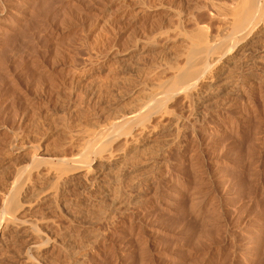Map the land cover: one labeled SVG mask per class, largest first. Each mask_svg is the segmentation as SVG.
I'll use <instances>...</instances> for the list:
<instances>
[{
	"label": "rangeland",
	"instance_id": "1",
	"mask_svg": "<svg viewBox=\"0 0 264 264\" xmlns=\"http://www.w3.org/2000/svg\"><path fill=\"white\" fill-rule=\"evenodd\" d=\"M204 3L0 0V203L12 193L14 207L21 206L17 217L36 219L39 233L50 237V254L40 264H264V68L254 81L246 78L256 57L248 41L238 48V67L213 70L230 69L240 84L237 99H216L207 82L191 99L175 97L169 106L182 115L181 134L173 144L160 140L162 150L151 160L142 157L141 165L118 173L116 202L103 200L97 188L73 182L59 187L33 171L32 155L72 156L83 132L107 123L166 79L185 47L174 30L206 23L215 34L218 23L200 12ZM166 35L175 38L166 41ZM39 187L58 189L55 205L32 199ZM2 232L0 251L15 261L25 242L15 251Z\"/></svg>",
	"mask_w": 264,
	"mask_h": 264
},
{
	"label": "bare ground",
	"instance_id": "2",
	"mask_svg": "<svg viewBox=\"0 0 264 264\" xmlns=\"http://www.w3.org/2000/svg\"><path fill=\"white\" fill-rule=\"evenodd\" d=\"M193 2H195V1H193ZM188 5H190V4H188ZM191 5H192V3H191ZM197 6L198 5L196 4V7ZM199 6H200V12L202 10L205 11L206 15H208L209 18L212 19V22L216 21L218 23V28H217V26L216 27L213 26V27H215V29L217 28V31L215 30L216 33L214 32L215 34L209 33L208 28L205 27V25H204L206 23L202 22L203 20L202 21L200 20V22L203 23L202 24L203 26H201L199 24L200 26L199 25L194 26L196 28L192 27L191 28L192 30H188V31L181 30V29L174 30L175 31L174 36L175 37L177 36L176 38H178L180 40L181 44L183 43V45H185V47H182V49L184 48L183 49L184 51L182 50L183 52L180 50V52H182V53L179 57H177V58H180L179 61L177 60L176 63H174L173 65H170L169 67L165 66V67H168L167 70H169V76L167 75L168 77L166 79H164L161 82L155 83V85L152 84L153 87L150 88L149 90L147 89L144 92L145 94L144 93L142 94L143 97L140 96L141 99L139 101L136 99L137 103H135L134 105H131L129 108L127 107L128 108L127 110L119 112L117 114L114 113L116 115H114V117H110L112 119L110 121H108L107 123L100 125V126H97V127H95L93 124V126L95 127L93 130L83 132L79 136L80 139L78 138L80 142L78 143V146L75 145L77 147L76 148L77 150L75 149L76 150L75 154H73L72 156H70V157L69 156H67V157L66 156H58L59 155L58 154V155H56L58 157H52L50 159H44V158H40L37 156L34 157L32 155L31 158L37 162V166L35 167V169L33 171L38 173L40 176H49V177L51 176L52 179H54L55 184L59 185V187L66 185V184H69V183L71 184L73 182L76 184L74 186H76L77 188L80 187L81 185L85 186L89 189L90 188H97L101 191V194L103 195V198H104V199L102 198L103 200H106V198H107V199H109V201L111 203H114V201L117 200L116 196L118 195L116 193V188H118L116 186V179L118 178V173H121V172L128 173L132 169H135V167H137L138 165H141L140 159L142 157L145 158V156H146L147 157L146 159H148V158H150L151 155L156 154L155 152H158V149L162 150L161 145L159 143L160 140L161 141L165 140V142L167 140H169L172 143L174 141L173 139H175V138L177 139V136L179 134H181L180 132L182 131V128L180 127V124L183 120L181 117L182 115L181 116L178 114L176 115L174 113V111L171 110V108L169 106V103H171V101L175 97L181 96L182 99H186V98L188 99L189 96H191L194 93V91L197 90V87L199 86V84L201 82H204V83L207 82L210 84V86L209 85L208 86H209V88L212 89V92H215L217 94L216 99L219 100V98H221V100H224V101L229 100V102H230L234 98L233 96H235V94H237L239 92V90H238V84L239 83H237V79L234 78L233 75L229 74V72H230V71H228L229 68L226 69L227 68L226 66L228 65V66H231V68H232V66L234 64H236V63L238 64V62H240V60H242V57L240 59L241 55L239 56V54H238V51H239L238 48H240L239 46L241 44L245 43L246 41H248L247 42L248 44L251 43L254 45L253 46L254 48L252 50H254L256 52V57L253 58L251 61H249V62H252V64L254 63L255 67L252 64H250V66L252 65V67H254V69H251V70L249 69V71L246 72V74H245V76H247L246 78H250V79L252 77L254 78L255 75H257V76L259 75V73H258L259 71L263 72L264 69L261 70V68H264V0H205V3L202 6L201 5H199ZM191 14H193V13H191ZM202 15H205V14L202 13ZM208 16H206V18ZM190 17H193V15L192 16L190 15ZM197 22H198V18H197ZM196 24H198V23H196ZM215 25H217V24L215 23ZM102 27H103V25H102ZM179 28H180V26H179ZM184 29H186V27ZM160 32H162V31H160ZM160 32H158V33H160ZM175 37H173L172 35H171V37H168L166 35V37H164V38H166V41H170L171 39L173 40V38H175ZM147 39H149V38H147ZM144 43H147V41ZM148 43L150 44V45L148 44L149 46H151V47L154 46L153 45L154 41H153V43L152 42L151 43L148 42ZM175 44H177V43H175ZM179 46H181V45H179ZM248 46H250V45H248ZM251 47H252V45H251ZM240 49L242 50V48H240ZM123 52H124V50H123ZM154 55H156V54H154ZM250 55L251 54H249V57H250ZM174 56H175V53H174ZM249 60H250V58H249ZM244 61H245V58H244ZM162 63L164 64V62H161V64ZM221 64H224L226 66H224V69L220 68L223 66H219L221 73L215 74L213 72L214 68H216L218 65H221ZM237 64H236V66H237ZM157 66H158V64H157ZM123 69H125V68H123ZM165 70H166V68H165ZM149 72L151 73V71H149ZM163 72H164V70H163ZM134 74H136V73H134ZM138 74H139V72H138ZM260 77L262 78L261 75H260ZM246 78L245 77L242 78V76H241L240 80L246 79ZM253 78H252V80H253ZM151 81H152V79H151ZM258 81H260V80H258ZM258 81H257V83H258ZM139 82H142V81H139ZM249 82H251V81H249ZM259 85H258V87H259ZM211 89H208V90L210 91ZM203 94H204V92H203ZM189 99H191V98H189ZM234 99L236 100L237 98L235 97ZM234 99H233V101H234ZM213 102H215V101H213ZM188 105L190 106V104H188ZM199 110H201V109H199ZM192 111L193 110L191 109L190 114H193ZM202 111H204V110H202ZM196 116H197V114L195 113V119H196ZM180 128H181V131H180ZM86 129L84 128V130H86ZM76 137H77V135H76ZM171 140H173V141H171ZM169 141H168V143H169ZM20 144H19V146H20ZM64 153H66V152H64ZM70 154H71V152H70ZM70 154H67V155H70ZM42 157H44V156H42ZM152 157H154V156H152ZM53 158H55V160H56V162L53 160L54 163L52 162ZM146 159L144 160L145 165H146ZM151 159L152 158H150V160ZM142 160H141V162H142ZM33 171H31V172H33ZM143 172L140 171V173H143ZM148 172H149V170H148ZM145 173H147V172L145 171L143 174H145ZM24 174H25V172H24ZM135 174H137V173H135ZM138 175H139V173H138ZM158 176H159V174H158ZM51 177H50V179H51ZM24 178H22V179H24ZM140 181H137V182L140 183ZM144 181H145V179H144ZM118 182H119V180H118ZM15 183L16 182H14V184ZM49 185H51V184H49ZM117 185H118V183H117ZM142 185H143V183H142ZM17 187H18V185H17ZM54 187H55V185H54ZM14 188H16V187H14ZM35 189H37V188H35ZM5 190H7V189H5ZM59 193H58L57 188H51V187L40 188L39 187V189L36 190V192H34L33 194H31V196H32V199H34V201L45 202L49 206V204H53V203H56L58 201V197L60 196ZM93 193H95V192H93ZM10 195L8 194L6 197H3V199L1 200V203H0V229L3 232H5L4 236L2 235L3 236L2 240L5 239L6 241H10V243H12L11 245L15 246V249H13L15 251L17 249L16 246L18 245V244L16 245V243L23 242L20 240H24L25 243L23 242L24 243L23 245H26V247H24L26 249L24 251H22L20 249L21 250L20 253H18V251H16L17 254H14L11 251L16 256L15 261H13L14 258H10V255H8V253H7V255H4L0 251V264H40V263L44 262V260L41 262L42 259L40 261H39V259L45 258L46 256L48 257V254H50L49 248L47 249V247H48L47 245L49 244V241H50L49 238L50 237L46 238L39 233V229L37 227V223H36L37 220L36 219H31L28 217L23 218V216H22L23 214H21L23 219L17 217L18 209L21 206L19 207V205H18V206L14 207L15 204L13 202H15V199H14L15 196L12 197L13 195H11V196ZM95 196L96 195H94L93 197H95ZM98 198L99 197H97V199ZM102 199H100V200H102ZM68 201H64V202H68ZM105 204L108 205V203H105ZM53 205H55V204H53ZM53 205H50V206H53ZM63 205H65V204L63 203ZM63 205H61L60 208ZM109 205H111V204L109 203ZM48 206H44V209H46L45 207H48ZM107 207H109V206H107ZM114 208H116V207H114ZM110 209H112V208H110ZM42 210H43V208H42ZM47 210H50V209H47ZM67 211H69V210H67ZM96 217H97V215H96ZM46 221H48V220H46ZM88 221H90V220H88ZM203 224L206 225L205 222ZM56 227H58V226H56ZM77 227H78V225H77ZM1 230H0V233H1ZM3 232H2V234H3ZM50 232H51V230H50ZM52 238H53V236H52ZM6 241H4V242H6ZM2 245H4V243ZM23 245L21 246L22 248H23ZM67 245H68V243H67ZM0 247H1V243H0ZM4 247L3 248L1 247V248L4 249ZM88 247H89V245H88ZM6 248H8V247H6ZM53 248H50V249H53ZM75 250H77V249H75ZM68 251H70V250H68ZM5 252H7V250H5ZM12 253H11V256H13ZM63 253H64V251H63Z\"/></svg>",
	"mask_w": 264,
	"mask_h": 264
}]
</instances>
